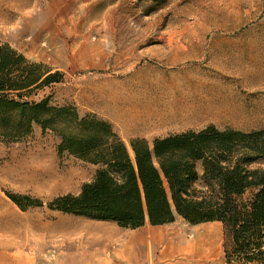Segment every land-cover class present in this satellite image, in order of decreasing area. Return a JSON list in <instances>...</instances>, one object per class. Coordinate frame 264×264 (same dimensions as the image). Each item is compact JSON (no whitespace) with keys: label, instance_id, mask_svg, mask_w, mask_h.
I'll return each instance as SVG.
<instances>
[{"label":"rangeland","instance_id":"374dc122","mask_svg":"<svg viewBox=\"0 0 264 264\" xmlns=\"http://www.w3.org/2000/svg\"><path fill=\"white\" fill-rule=\"evenodd\" d=\"M0 45L57 74L29 100L51 97L107 120L127 148L208 126L264 129V0H0ZM138 105L155 115L151 130L121 117ZM59 143L39 126L16 142L0 139V264H226L219 222L191 245L199 226L176 217L181 241L168 251L161 234L147 230L140 245L114 222L51 210L94 174L59 155Z\"/></svg>","mask_w":264,"mask_h":264},{"label":"trees","instance_id":"16d2710c","mask_svg":"<svg viewBox=\"0 0 264 264\" xmlns=\"http://www.w3.org/2000/svg\"><path fill=\"white\" fill-rule=\"evenodd\" d=\"M56 76L0 45V139L16 142L39 126L59 138V155L97 167L78 194L49 202L51 210L130 230L176 217L219 222L226 264H264V129L208 126L151 142L136 138L131 152L107 120L53 105L51 97L29 100Z\"/></svg>","mask_w":264,"mask_h":264},{"label":"crops","instance_id":"0c3cea01","mask_svg":"<svg viewBox=\"0 0 264 264\" xmlns=\"http://www.w3.org/2000/svg\"><path fill=\"white\" fill-rule=\"evenodd\" d=\"M160 138H163V137H160ZM91 166L94 167V173H95L97 167L93 166V165H91ZM198 166H200V164H198ZM81 224L86 227L84 230L81 231L82 235L83 234L89 235L90 234L89 223H86V224L81 223ZM206 224H211V223H203V224L196 225V226H199V227L197 229H195L194 232H193L194 240L191 243V245L195 241H197V242L199 241L200 232H202L203 230L206 229V227H207V226H205ZM96 228H97V230L95 232V235H97V233H98V234H100V236H102V239H103L104 242H109L110 238H111L110 237L111 233L109 231H107V229H105V227L103 225H97ZM100 228H101V230H98ZM147 230L151 231V233L153 235H155V236H158V234H161L162 235V241H164V242H166L168 244V251H169V248H170L171 241L172 242L175 241V240H177L179 242L181 241V219H179V220L176 219L172 223L165 224V225H160V226H151L148 222H146L144 226L133 230V231H136V232H134L135 234L131 235V238H133V239H131L132 243H136V244H140L141 245L143 243L144 237L146 236V233H147L146 231ZM149 238L151 239L150 235H149ZM149 245H150V240H149ZM149 245H148V249L150 247Z\"/></svg>","mask_w":264,"mask_h":264},{"label":"bare ground","instance_id":"6f19581e","mask_svg":"<svg viewBox=\"0 0 264 264\" xmlns=\"http://www.w3.org/2000/svg\"><path fill=\"white\" fill-rule=\"evenodd\" d=\"M158 73V72H157ZM178 89V88H177ZM168 91V90H167ZM180 93V92H179ZM204 99V98H203ZM109 103V102H108ZM171 104V103H170ZM115 105H116V103H115ZM157 105V104H156ZM124 106V105H123ZM132 106V105H131ZM172 106V105H171ZM175 106V105H174ZM176 106H177V104H176ZM117 107V106H116ZM182 110V109H181ZM148 111V110H147ZM219 111V110H218ZM110 112V111H109ZM179 114V113H178ZM201 114V113H200ZM120 115H121V117L123 116V117H126L125 119H126V121L128 120V123L130 124V125H132V126H134V127H142L141 129H148V130H151V128H154L155 126V123L154 122H152L153 121V119H154V116L155 115H147L146 113H144L143 111H142V109L140 108V106L138 105L137 107H127L126 109H122L121 111H120ZM195 118V117H194ZM124 119V118H123ZM125 122V121H124ZM221 226V225H220ZM98 230H101V228L100 229H98ZM211 234L210 233H208V235L206 236V237H208V236H210ZM206 238H203L200 242H199V244H203V245H205L206 244V242H204V240H205ZM209 240H210V237H209ZM208 244V243H207ZM198 247H197V250L199 251V247H200V245H197ZM206 246V249H205V251H207L209 248L207 247V245H205Z\"/></svg>","mask_w":264,"mask_h":264},{"label":"water","instance_id":"95a60500","mask_svg":"<svg viewBox=\"0 0 264 264\" xmlns=\"http://www.w3.org/2000/svg\"><path fill=\"white\" fill-rule=\"evenodd\" d=\"M129 146H130V144H129ZM130 150H131V147H130ZM131 152H132V150H131ZM145 218H146V220H147V214H145Z\"/></svg>","mask_w":264,"mask_h":264}]
</instances>
